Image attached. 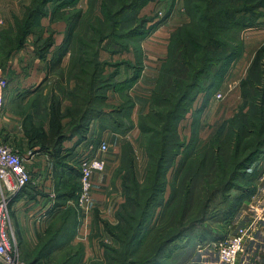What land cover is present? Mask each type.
<instances>
[{"label":"trees","instance_id":"trees-1","mask_svg":"<svg viewBox=\"0 0 264 264\" xmlns=\"http://www.w3.org/2000/svg\"><path fill=\"white\" fill-rule=\"evenodd\" d=\"M75 1L31 0L24 15L16 20L17 33L15 39L10 40L12 47L8 51L10 54L14 48H22L28 35L33 32L36 20L48 16L52 22L67 21L64 39L53 51V56L47 58L48 52L54 47L53 40L46 43L44 53L40 56L48 62V73L61 71L63 58L70 51L74 55L75 45L80 46L78 48L84 56L81 64L72 57V62L79 66L78 72L74 74L78 80L76 88L85 92L82 96L75 95L76 102L72 100V105L63 108L62 99L52 94L43 99V106L37 107V112L36 109L33 112L24 111L26 145L20 143L19 150L47 152L52 157L55 171L57 167L65 169L68 164L63 142L74 136L81 141L85 140L92 120L105 115L103 107L95 105L97 101L105 102L108 96L106 93H98L104 89L103 82L99 85L100 78L105 75V63L99 58L103 42L112 39L113 42H110L118 46V49L131 50L130 46L134 45L132 42H137L138 36L146 33V25L151 21L140 16L141 9L150 0H89L91 11L99 3V13L95 21L89 24L94 36L90 40L91 44L87 45L81 37L83 33L76 32V26L83 18L82 10L71 14L72 10L67 8ZM262 8L264 0H186V11L191 19L173 32L169 55L163 62L156 86L151 93V110L147 115H140L139 125L143 137L148 138L147 145L141 143V146L143 145L150 159L149 181L139 182L135 173L128 169L122 183L126 199L116 211L118 224L112 225L96 217V220L103 221L109 232L124 246L123 251L111 249L114 254L118 253L116 261L157 264L160 254L172 241L195 227H184L169 238L160 240L152 253L135 257L156 210L164 205V192L167 187L166 177L163 181L164 166H168L170 162L174 164L185 146L178 132L181 120L185 118L199 94L205 93L207 102L219 89L231 63L243 55L242 31L259 25ZM92 44L95 46H91ZM135 53L138 55L137 70L132 79L124 80L120 84L136 81L141 75L144 66L141 44L136 46ZM241 95L240 109L223 122L209 144L195 156L188 155L182 159L180 170H186L182 178V190L192 186L197 177L205 176L204 184L208 186L211 182L208 177L217 176V182L213 179L216 184L211 189L213 195L209 193L208 197L217 196L219 192L227 189L226 186L237 178L241 170L248 168V165L264 155V43L256 51L246 77L241 80ZM30 101L32 108L33 103H39L41 99ZM130 106L132 109L135 106L133 97ZM145 117L156 120L155 125H147ZM198 132L197 129L193 134L196 139L199 138ZM129 145L131 158L128 166L133 167L134 148ZM72 165L78 166V161ZM77 171L81 176L79 168ZM263 173L264 167L256 170L255 181ZM185 191V194L189 192ZM62 197L72 199L76 197V193L65 192ZM170 201L171 198L168 203ZM64 206L63 203H57L53 207L55 211L45 235L35 251L25 255L28 264H36L44 258H51L52 254L61 249L73 247L75 236L72 232L78 226V209L73 206L65 209ZM185 211L186 209L181 211L182 216ZM202 222L203 220L198 224Z\"/></svg>","mask_w":264,"mask_h":264},{"label":"rangeland","instance_id":"rangeland-1","mask_svg":"<svg viewBox=\"0 0 264 264\" xmlns=\"http://www.w3.org/2000/svg\"><path fill=\"white\" fill-rule=\"evenodd\" d=\"M30 1L31 0H3L0 2V68L2 72L6 73L4 76L8 78L14 73V70L11 68L7 70L6 63L9 58L12 60L13 55L19 52H25V55L30 53L35 57L41 58L40 56L44 53L46 43L53 40L54 47L47 54V58H51L53 56V51L60 42L63 41L65 36L67 21H56L55 25H53L48 16L40 17L36 20L33 26V32L28 35L22 48H14L9 54L8 51L11 50L12 47L10 40L13 41L17 33L16 20L24 15L26 6ZM51 6L52 4L49 5L50 8ZM67 8L72 10L71 14H74V11L76 13L78 10H82L83 18L78 22L76 32L78 34L83 33L81 37L84 38L87 45H90V40L94 36V32H92L89 24L95 21V17L98 15L97 13H99V3L94 7V11H91L92 7L89 0H76L75 3L67 6ZM261 15L259 19L260 23L256 28H247L242 31L244 51L246 47H251L253 50L257 43L264 39V35L262 34L264 30H261L264 28V8L261 9ZM140 16L146 17L151 21L146 25V33L138 36L137 42H132L134 45L130 46L131 50L118 49V46L112 43L113 40L108 39L103 42V49L99 56L101 62L105 63V75L99 80V85L103 82L104 89L99 90L98 93H106L108 96L105 102L103 101V103H101L97 101L98 103L95 104L96 106L103 107L105 115L102 116V118H95L92 120L93 131L98 126V131L100 132L104 130L108 132V135L114 136V133H119L122 136H120V142L114 138H107L109 144V149L105 153L107 165L103 173L101 172L99 175L97 179L98 182L95 183L94 191L101 196V198L97 200L99 202L97 206L95 203V206H91L89 210H84L80 206L79 191L81 181L79 172L77 171V164L75 167L72 165L89 149V145L86 146L87 142L79 146V143L82 141L78 138L72 146H66L71 144V142L64 141L65 160L68 164L65 169L57 167V170L54 171V162L49 154L45 153L43 160H38V162L36 160L30 164V162L26 161L24 153L16 148L17 140L13 138L9 142H5L0 138V142L8 145L14 151L24 156V161L32 175V181L37 180L38 172H40V174L42 173V175L45 173L47 176L49 173L48 170L50 169L48 165H51V170L53 173L56 172V175H53L55 178V191H50V200L53 201L54 204L63 203L65 209H67L68 206H73L78 209V226L72 233L74 236L77 235L81 238H85L86 242L82 240L75 242L73 240V247L69 246V248L65 250L61 249L59 252L52 254L51 258H44L36 262V264H128V262L125 261H116L118 253L114 254L111 249L116 248L123 251L124 246H122L109 232L107 227L104 226L103 221L96 220V217H100V219L106 220L112 225L118 224L116 211L126 199L122 183L124 175H127L126 171L128 169H131L132 172L135 173L137 180L141 183L144 182V180L149 181L150 178V174L148 173L151 168L149 167L150 159L145 148L142 147L143 145L141 146V143L147 145L148 138L145 137L144 139L143 137L144 134L139 125L140 117L137 122L138 125H135L131 117V97L136 99L138 96L132 94L131 91L134 92V89H137L135 87L137 81L132 80L124 85L120 83L124 80L132 79V75L137 70L136 58L138 55L135 53L136 46L141 44L143 55H145L143 46L146 41L149 43L158 42L164 45L167 53L165 57H161V69L164 60L169 55V45L173 32L178 26L191 19L186 11V0H150L141 9ZM91 46L95 45L92 44ZM78 47L80 46L75 45L74 55L71 54L70 51L63 58L61 65L64 71L61 69V71L57 70L56 72L44 73V77L40 79V84L35 88H38L40 92L37 93L36 96H32L26 103L19 101L17 107L20 111L33 112L36 109L37 112V107L43 106V99L52 94L57 95L63 102H69V104L72 105V100L76 102V94L82 96L85 93L76 88L78 80L74 77V74L79 70L77 63L81 64L84 58L82 51ZM115 48L118 50H114ZM73 56L75 62H77L76 64L72 62ZM240 58L231 63L216 93L213 94L207 102H205V93L199 94L195 101H193L185 118L181 120L178 126V132L185 146L182 147L181 154L174 164L170 162L168 166H164L165 173L163 181L165 177L167 179V187L164 192V205L156 210V215L152 223L146 228L144 242L139 246V251L135 254L136 258L152 253L159 245V241L163 238L167 239L173 233L181 231L184 227L195 225V227H192L172 241L160 254L156 263L206 264V261H215L219 259L217 249L214 247L215 241L235 233L238 227L248 223L250 217H252L251 220L255 218V213L252 214L247 211L246 207L247 204H249L248 199L251 198L256 189L254 174L256 170L264 167V155H262L258 161L252 163V165H248V168L241 170L236 176L237 178L231 182L229 186H226L227 189L218 194L215 193L217 196L212 197L208 196L209 193L213 195L211 189H214L212 187L216 185L213 179L217 182V176L208 177V180L211 181L208 186L204 184L205 176L197 177V180H195L192 186H188L182 190V178L186 170H180L182 159L188 157V155L195 156L201 152L202 149L209 144L223 122L227 120L217 119L215 129L206 138L200 136V131L197 134L199 136L198 139L193 137L195 131H197V129L200 130L201 125H208L213 120L211 112L207 108L208 103L212 102L213 106H215L214 108L222 110V103H224V101L227 99L233 102L235 101V92L237 90L236 81L239 80L242 73H245L246 69L245 62L241 65ZM41 61L44 62L47 60L41 58ZM236 64L239 65L240 68H238L239 71L235 74L237 68ZM4 68H6V70H3ZM27 68L28 66L23 68L22 71L27 73ZM239 84L240 86L238 88L241 92V81H239ZM217 93L222 94V98H218L216 96ZM35 98H40L41 101H39V103L34 102V106L31 108L32 102L30 100ZM235 104L236 102H234V107ZM241 104L242 100L234 109V114L240 109ZM149 112L150 111L143 112L141 115H147ZM154 122H156V120L153 121L152 118L147 119L145 117V123L147 125H155ZM88 135H90V132L87 133L86 139H88ZM102 138L101 135H92L90 139L91 142L89 141L88 143H93L95 149V147L102 142ZM129 144L134 148V153L132 154V156L134 155L132 162L133 167L128 166L131 158L129 157V147H131ZM78 146L80 148L79 150H77ZM94 152V150H91L90 155ZM215 173L217 174L218 171H215ZM131 177L132 175L129 178ZM43 188H45V186H43ZM180 190L182 195H180ZM185 190L189 192L185 194ZM71 191L76 193L75 198L69 199L62 197L65 192ZM170 198L171 201L168 203ZM13 199L10 206L13 205ZM186 201H188L187 205ZM183 209H186V211L182 216L181 211ZM90 215L92 218H90ZM87 217L89 219H87ZM201 220H203V222L198 224ZM14 221L13 224L16 230L20 256L22 260L28 262L25 255H29L31 252L35 251L36 247H32V243L24 239L15 218ZM82 226V232H84V234L80 235L78 233ZM259 234L262 236L261 233ZM79 246H81V248H79ZM0 264H2L1 261ZM262 264H264V260Z\"/></svg>","mask_w":264,"mask_h":264},{"label":"crops","instance_id":"crops-1","mask_svg":"<svg viewBox=\"0 0 264 264\" xmlns=\"http://www.w3.org/2000/svg\"><path fill=\"white\" fill-rule=\"evenodd\" d=\"M1 1L3 0H0V2ZM55 23L56 21L52 22L51 24L55 25ZM261 30H264V28H262ZM262 34L264 35V33ZM263 43L264 39L261 42L257 43L253 50L251 49V47H246L244 54L240 58L241 65L245 62L246 69L245 73H242L239 77V80L236 81L237 90L235 92V107L234 102L229 99L222 103V110L214 108L215 106H213L212 102L208 103L207 108L208 110H210L213 120L208 125L200 126V136L204 138L209 136L210 133L215 129L217 119L225 120L234 115V109L237 107V105L240 104L242 100V95L238 88L240 86L239 81L246 77L247 69L251 64L256 51ZM143 47L145 53L143 60L144 66L139 79L136 80L137 83L135 84V87L137 89H134V92L131 91L132 94L138 95L136 99H134L135 106L133 107L131 113V117L135 125H138V119L143 112L150 111L151 93L156 86L160 73V62L162 61L161 57H165L167 53L162 43H149L146 41ZM48 59H50V57ZM6 64L7 70L11 68L12 70H14V73L11 74L10 78L5 77L4 75H6V73L2 72L0 68V76L4 77L8 81V85L4 91V102L2 107H0V138L5 142H9L14 138V140H17L16 147L19 149L20 143L26 145L23 121L25 117L24 113L27 111H20V109L17 107L18 102L20 101L22 103H26L32 96H36V94L40 92L38 88H35L38 86V84H40V79L44 77V73H48V62H43L41 61V58H38L37 56L35 57L30 53L25 55V52H19L13 55L12 60L11 58H9ZM26 66H28L27 73H24L22 69L26 68ZM236 67L237 68L235 74L239 71L238 68H240V66L236 64ZM6 68H4L3 70H6ZM68 105H70L69 102H63L62 106L63 108H66ZM92 124L93 123H91L88 130V132H90V135H88V139H85L81 143H79V146L85 144V142H91L90 139L92 138V135H101L103 137L102 141H107V138H114L120 142V136L122 135H120L119 133H114V136L108 135V132L104 130H102L101 132L98 131V126L93 131ZM47 127L48 125L46 126V128ZM77 139L78 137L74 136L73 138L65 140V142H71V144L66 146H72L77 141ZM87 143L86 146L89 145V147L93 144ZM79 146L77 150L80 149ZM22 153H24L26 161L30 162V164L32 162H35L36 160L37 162L38 160H43L44 154H48L47 152L42 151L35 153H26L24 150L22 151ZM48 167H50V169L48 170L49 173L47 174V176L45 175V173H43L42 175V173L40 174V172H38L37 180H34L29 186L24 188L23 191H20L21 193H17L14 196L13 205L11 206L13 220L14 218L16 219L22 236L24 237V239L32 243V247H36V245H38V243L40 242V239L45 235V230H47L48 225L52 219L53 212L55 211L53 208L55 204L50 200L49 195L50 191H55V178L53 175H56V172H52L51 165H48ZM53 170L55 171L54 167ZM100 174L101 173H97L94 177V190L96 185L95 183L98 182L97 179ZM43 186H45V188H43ZM94 190L92 207L95 206V203L97 206V204H99L97 200L101 198V196ZM248 200L249 204H247L246 210L251 212L252 214L255 213V218L251 220L252 217H250L248 219V223L246 224H251L252 227L249 236L246 239L245 247L241 255V264H262L264 260V173L256 180V189L254 190L251 198ZM90 218H92L91 215ZM87 219L89 218L87 217ZM82 229L83 226L78 234H84V232H82ZM259 233H261L262 236ZM80 240L86 242L85 238H81L80 236L76 235L74 241L77 242ZM206 264L222 263L219 261V259H216L215 261H206Z\"/></svg>","mask_w":264,"mask_h":264},{"label":"built area","instance_id":"built-area-1","mask_svg":"<svg viewBox=\"0 0 264 264\" xmlns=\"http://www.w3.org/2000/svg\"><path fill=\"white\" fill-rule=\"evenodd\" d=\"M7 85V79L0 76V107L4 102ZM216 96L222 98L220 93ZM108 149V142L103 140L95 149L93 144L90 145L78 159L81 173L79 204L84 210H89L92 206L94 177L105 170L107 165L105 153ZM91 150L95 152L90 155ZM32 182V175L24 161V156L0 142V261L2 264H28L20 256L10 203L17 193L23 191ZM251 227V224L242 225L235 233L215 241L214 247L222 264H241V255Z\"/></svg>","mask_w":264,"mask_h":264}]
</instances>
